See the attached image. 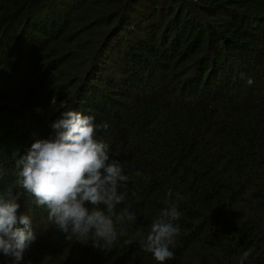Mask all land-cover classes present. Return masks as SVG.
<instances>
[{"label":"trees","instance_id":"obj_1","mask_svg":"<svg viewBox=\"0 0 264 264\" xmlns=\"http://www.w3.org/2000/svg\"><path fill=\"white\" fill-rule=\"evenodd\" d=\"M65 110L109 124L97 138L131 177L118 210L136 222L107 253L67 240L15 184L19 154ZM169 190L165 264L248 250L264 264V0H0V194L36 236L21 264H157L139 240Z\"/></svg>","mask_w":264,"mask_h":264},{"label":"clouds","instance_id":"obj_2","mask_svg":"<svg viewBox=\"0 0 264 264\" xmlns=\"http://www.w3.org/2000/svg\"><path fill=\"white\" fill-rule=\"evenodd\" d=\"M246 82L254 83L252 78ZM50 128L48 137L35 139L15 160V184L46 210L48 220L67 240H90L93 248L110 252L118 237L128 234L136 215L128 208L118 210L127 196L121 188L131 177L110 157L108 144L97 138L98 131H107L109 124H96L92 115L65 110ZM167 197L159 217L139 240V247L157 264L174 258L171 249L180 233L176 222L181 213L171 190ZM20 207L14 192L0 194V255L12 264H21L36 240L31 217L20 213ZM250 252H243L239 264Z\"/></svg>","mask_w":264,"mask_h":264}]
</instances>
